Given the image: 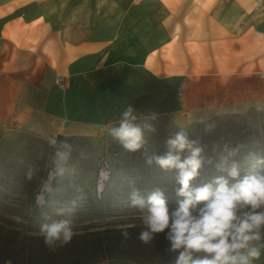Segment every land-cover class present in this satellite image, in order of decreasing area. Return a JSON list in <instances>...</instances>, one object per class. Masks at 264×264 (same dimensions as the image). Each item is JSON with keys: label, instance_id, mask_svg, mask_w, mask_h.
<instances>
[{"label": "crops", "instance_id": "obj_1", "mask_svg": "<svg viewBox=\"0 0 264 264\" xmlns=\"http://www.w3.org/2000/svg\"><path fill=\"white\" fill-rule=\"evenodd\" d=\"M129 105L264 107V0H0L1 132L94 135Z\"/></svg>", "mask_w": 264, "mask_h": 264}, {"label": "rangeland", "instance_id": "obj_2", "mask_svg": "<svg viewBox=\"0 0 264 264\" xmlns=\"http://www.w3.org/2000/svg\"><path fill=\"white\" fill-rule=\"evenodd\" d=\"M140 121L152 124L155 132H146L149 154L135 159L136 152L125 151L112 140L107 127L94 135H70L57 139L72 146L68 172L57 178L55 185L49 172L54 167L55 149L50 146L51 138H39L26 133H3L0 131V178L17 179L8 187L0 186V223L25 237L39 235V226L45 216L59 219L58 209H65V216L75 221L78 233L96 229L120 227L125 223L142 225L136 210L129 207V197L133 189L147 193L161 189L174 207L178 197L175 189V170H162L153 161L151 171L146 169L147 158L164 155L167 151L166 140L180 128L188 131L189 138L198 140L200 145H208L203 153L205 163L200 177L194 185L211 182L215 177L224 175L215 165L221 158L222 137L228 141V148L241 146L240 152L232 157L241 166V176L252 169V161L245 159L249 151L264 156V107L251 108L242 113L224 114L196 121L192 115L176 121L169 116L138 117ZM212 163H207V160ZM35 169L31 180L25 177L28 166ZM264 167V165H257ZM143 175L139 179L138 171ZM55 191L63 200L50 197L47 206L37 204V196ZM75 202V203H73ZM71 209L69 212L68 210ZM256 264H264V256Z\"/></svg>", "mask_w": 264, "mask_h": 264}, {"label": "clouds", "instance_id": "obj_3", "mask_svg": "<svg viewBox=\"0 0 264 264\" xmlns=\"http://www.w3.org/2000/svg\"><path fill=\"white\" fill-rule=\"evenodd\" d=\"M155 119L151 115V120ZM155 131L151 123L138 119L131 105L124 108L116 124L107 127L112 140L128 152L144 149L146 132ZM49 144L55 149L49 179L64 177L72 146L55 137ZM166 146L164 155L153 154L146 162L151 165L154 161L162 170L176 171L178 199L172 207L159 188L146 194L133 189L129 207L136 210L143 226L137 239L149 245L158 234H163L168 242L165 251L171 255L170 264H256L260 261L264 256V167L257 165H264V156L249 151L245 159L254 162L253 167L241 176L240 164L231 159L240 152L241 146L225 145L227 154L215 165L224 175L194 185L205 163L199 141L190 139L188 131L180 128L166 140ZM207 163L212 161L209 159ZM34 174L35 169L29 165L25 177L31 180ZM43 202V197L37 196V204ZM57 216L61 218L45 216L39 226V236L52 251L71 243L77 235L75 221L65 216V209H58ZM135 227V223L120 225L123 239H129V229Z\"/></svg>", "mask_w": 264, "mask_h": 264}, {"label": "trees", "instance_id": "obj_4", "mask_svg": "<svg viewBox=\"0 0 264 264\" xmlns=\"http://www.w3.org/2000/svg\"><path fill=\"white\" fill-rule=\"evenodd\" d=\"M220 153L223 156L221 150ZM148 154L147 147V154L143 157ZM143 157H139L136 152L135 159ZM151 165L146 171H151ZM138 173L139 179H142L141 170ZM199 177L193 184L198 182ZM55 180L52 181L53 185ZM16 181L0 178V186L8 187L9 183ZM56 194L55 191L45 193L40 207L47 206L49 198ZM54 198L57 201L63 200L60 196ZM142 227L136 225L130 228V238L127 240L121 236L120 227L78 233L71 243L52 251L44 245L39 235L25 237L0 223V264L6 261L12 264H170L171 255L165 251L168 242L164 235L158 234L151 244L144 245L137 239Z\"/></svg>", "mask_w": 264, "mask_h": 264}, {"label": "built area", "instance_id": "obj_5", "mask_svg": "<svg viewBox=\"0 0 264 264\" xmlns=\"http://www.w3.org/2000/svg\"><path fill=\"white\" fill-rule=\"evenodd\" d=\"M56 82L58 84H60L61 86H64L65 85V77L62 76V75H58L56 77ZM225 145H227V139L224 138V137H222V141H221V152H222L223 155H226V151H227L226 148H225ZM200 146L203 148V150H204L203 152H206L207 151V148H208V145L207 144L202 143ZM146 154H147V146L145 145V148L144 149H141V150L138 151V156L139 157H143ZM185 155H187V153H185Z\"/></svg>", "mask_w": 264, "mask_h": 264}, {"label": "bare ground", "instance_id": "obj_6", "mask_svg": "<svg viewBox=\"0 0 264 264\" xmlns=\"http://www.w3.org/2000/svg\"><path fill=\"white\" fill-rule=\"evenodd\" d=\"M49 181H50V179H48V180L46 181V183H45V186H46V187L49 186Z\"/></svg>", "mask_w": 264, "mask_h": 264}]
</instances>
